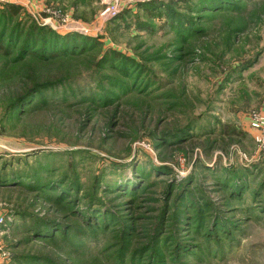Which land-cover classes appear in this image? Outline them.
<instances>
[{
  "label": "rangeland",
  "instance_id": "374dc122",
  "mask_svg": "<svg viewBox=\"0 0 264 264\" xmlns=\"http://www.w3.org/2000/svg\"><path fill=\"white\" fill-rule=\"evenodd\" d=\"M185 1L197 0L16 4L22 7L17 26L34 22L49 27L48 19L57 26H78L86 35L81 30L57 33L97 39L98 51L128 60L134 76L128 80L117 71L97 72L98 52L84 59L20 64L0 77V264H20L15 259L132 264L134 253L139 264L143 257L149 259L148 247L159 239L156 227L162 217L166 234L158 249L163 264H264V150L251 125L253 114L264 117V0H231L232 10L200 18L186 10ZM154 2L191 19L196 34L188 31L180 42L167 20L152 21L140 12V6ZM5 4L0 0V9ZM107 11L117 14L103 21ZM138 23L154 28L142 32ZM47 82L78 92L110 88L109 82L129 89L117 106L118 100L105 108L50 105L4 121L17 98ZM186 128L181 141L157 146L163 134ZM12 173L48 178L53 184L47 196L59 195L65 183L86 202L104 177L100 191L122 184L139 196L132 202V196H116L118 190H113L101 198L119 214V225L108 237L74 246L64 237L44 245L34 237V222L71 226L69 207L21 186L26 181L15 180ZM181 185L183 200L178 197ZM236 186L244 192L233 194ZM67 237L76 238L74 233ZM188 242L194 254L181 252L180 261L178 244ZM89 250L99 253L85 254Z\"/></svg>",
  "mask_w": 264,
  "mask_h": 264
},
{
  "label": "trees",
  "instance_id": "16d2710c",
  "mask_svg": "<svg viewBox=\"0 0 264 264\" xmlns=\"http://www.w3.org/2000/svg\"><path fill=\"white\" fill-rule=\"evenodd\" d=\"M161 3V2H158ZM157 2L140 6V12H143L147 17L152 18V21L157 18H163L170 23L171 29L175 31L180 42H185L187 37V32L189 31L192 36L196 34V28L193 27V22L189 18L178 17V15L171 14L169 12L168 6L163 7ZM186 10L194 12L198 15V18L205 16L209 12H220L224 10H232L234 8L233 2L231 0H197L193 3L191 1H185ZM22 7L16 4L5 5V8L0 9V77H6L12 70L15 69L20 64H27L29 62L39 63V64H49L62 60H77L91 57L98 53V47L101 45L97 39L82 37L79 35L63 36L49 27H40L36 23L32 22L29 26L19 27L15 23L19 17L21 18ZM203 12V13H201ZM116 20H119L118 17ZM114 21V20H113ZM111 23V22H110ZM109 23V24H110ZM142 32H150L153 29L152 24L144 25L143 23H138L136 25ZM96 59V71H117L118 73L124 74L128 80H131L134 76L130 74L129 62L126 59L118 60L116 54L110 56L109 54H104L103 51L98 53ZM123 58V57H122ZM2 77V78H3ZM105 79V78H104ZM106 80V79H105ZM120 81L119 83H121ZM139 82V81H138ZM53 82H47L44 84H36L32 88L28 89L21 97L8 108V112L4 117V121L9 123L20 117L24 118L25 115L45 106H87L86 103L90 105L97 106L99 108H105L107 106H117L125 98L126 91H128L129 86L127 85H115L113 82H109L106 87L91 88L85 92H78L71 88L60 87L62 83L58 84V87L52 84ZM104 86V84L102 83ZM127 86V87H126ZM55 91L57 92H53ZM53 92V93H52ZM52 93V94H51ZM121 95V97H120ZM34 98V103L32 104V99ZM118 100V101H117ZM116 104L114 105V103ZM70 102V103H68ZM28 105H31L28 107ZM88 105V106H90ZM189 131V128L182 129L174 134H163L162 139L157 142V146L165 148L171 141L179 142ZM159 149V150H160ZM157 175L161 174L162 169L154 168ZM138 174V170L136 169ZM15 180H21L26 183H22L21 186H25L30 190L37 193V195L43 196L45 198H53L59 204H62L65 208L69 207L67 212L71 220H73V225H63L61 223H44L42 221H35L33 226V234L37 241H41L44 245L51 244L57 241L59 238L66 237V242L71 246L77 245V242H83L90 240H97L102 234L106 238L109 233L112 232L116 225H119V214L111 211L107 203H102V197L110 194L109 192L118 190L115 192L116 196L121 193H125L126 196H132L131 201L135 202L139 196V191H131L129 187H124L121 185L114 186L112 190H102L100 188L106 177L98 180L96 187L94 189V194L91 199L86 202L83 198L75 197L74 194L70 193L69 189H66L65 183L60 186L59 195H48L46 191L50 190L51 182H48V178L45 179L43 175L30 174L28 177L23 176L21 173H12ZM27 179V180H26ZM1 180V179H0ZM16 184L17 181H12ZM55 183V181H54ZM228 182H226L227 184ZM175 185H173L174 187ZM185 185H181V190L179 191L178 197L182 200ZM177 187V186H176ZM107 188V187H106ZM233 189V194L243 193L241 187L236 186ZM244 188V187H243ZM66 189V190H65ZM52 190V189H51ZM142 190V189H141ZM188 191V189H186ZM100 194L101 197H100ZM114 194V193H113ZM112 194V196H113ZM187 195V193H186ZM113 199H108V202H112ZM181 208H184L183 205ZM178 212V211H177ZM178 217V213H177ZM165 217L160 218L156 227V236L159 235V239L154 245H149L148 250L151 251V255L143 257L139 264H163V258L159 252L158 247L164 240L165 232ZM181 223V222H178ZM182 224V223H181ZM217 231V228L216 230ZM52 232L55 236H52ZM74 233L76 238L70 239L67 234ZM125 233V232H124ZM217 237L218 234H215ZM183 240V239H182ZM101 243H97L96 250ZM170 247V244L168 245ZM178 259L182 260V253L192 255V249L190 243H179L178 244ZM196 249V248H195ZM198 249V248H197ZM196 249V250H197ZM92 250V249H91ZM90 251V250H89ZM182 252V253H181ZM98 254V251H90L85 254ZM125 257V255L122 253ZM137 256L134 253L132 264H135ZM20 264H50L48 261L46 263H39L37 261L26 262L25 260L15 259Z\"/></svg>",
  "mask_w": 264,
  "mask_h": 264
},
{
  "label": "built area",
  "instance_id": "2783aa9c",
  "mask_svg": "<svg viewBox=\"0 0 264 264\" xmlns=\"http://www.w3.org/2000/svg\"><path fill=\"white\" fill-rule=\"evenodd\" d=\"M7 3V4H18V5H29L31 3V0H3V3ZM5 4V5H7ZM117 14L116 11H107L103 17L102 20L103 21H108L111 20L113 17H115ZM47 25H49V27L58 32V31H63L66 34H71L74 32H79V30H81V34H85L83 32V30L78 27V26H74V25H63V26H57L56 23H52L49 19L47 20ZM78 30V31H77ZM86 35V34H85ZM252 128L258 131V135L256 136V143L258 145V147L261 150H264V117L258 114H253L252 115ZM4 223L3 219H0V224Z\"/></svg>",
  "mask_w": 264,
  "mask_h": 264
}]
</instances>
